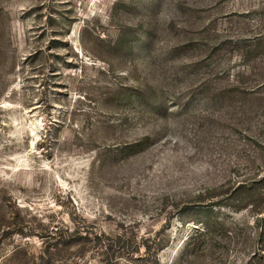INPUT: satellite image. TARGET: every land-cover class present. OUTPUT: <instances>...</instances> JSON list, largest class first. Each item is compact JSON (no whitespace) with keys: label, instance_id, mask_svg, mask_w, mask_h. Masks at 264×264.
<instances>
[{"label":"rangeland","instance_id":"374dc122","mask_svg":"<svg viewBox=\"0 0 264 264\" xmlns=\"http://www.w3.org/2000/svg\"><path fill=\"white\" fill-rule=\"evenodd\" d=\"M264 0H0V264H264Z\"/></svg>","mask_w":264,"mask_h":264},{"label":"trees","instance_id":"16d2710c","mask_svg":"<svg viewBox=\"0 0 264 264\" xmlns=\"http://www.w3.org/2000/svg\"><path fill=\"white\" fill-rule=\"evenodd\" d=\"M259 184H264V179L254 182V183L251 185L250 188L253 189V190H256L257 187L259 186ZM258 188H259V187H258Z\"/></svg>","mask_w":264,"mask_h":264}]
</instances>
